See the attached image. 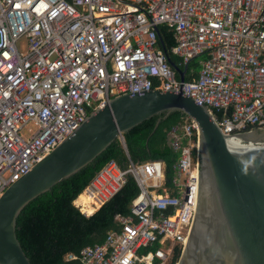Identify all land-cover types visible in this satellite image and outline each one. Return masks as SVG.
Masks as SVG:
<instances>
[{"label":"built area","instance_id":"1","mask_svg":"<svg viewBox=\"0 0 264 264\" xmlns=\"http://www.w3.org/2000/svg\"><path fill=\"white\" fill-rule=\"evenodd\" d=\"M158 25L172 30L168 49ZM168 52L181 69L199 56L197 76L188 65L181 81ZM153 88H181L224 134L264 127V0H0V195L109 98ZM30 121L36 129L23 137ZM167 141L177 153L169 181L160 159L124 168L110 159L95 172L78 194L94 210L73 201L84 215L129 175L139 192L118 228L66 261L176 264L197 201L196 122L184 116Z\"/></svg>","mask_w":264,"mask_h":264},{"label":"water","instance_id":"2","mask_svg":"<svg viewBox=\"0 0 264 264\" xmlns=\"http://www.w3.org/2000/svg\"><path fill=\"white\" fill-rule=\"evenodd\" d=\"M158 32V28H156ZM160 39V36L158 34ZM184 81L189 63L179 68ZM179 111L198 127L197 201L176 264H264V127L224 134L205 105L178 90L117 94L0 195V264H32L16 235L21 210L92 162L114 140L152 116Z\"/></svg>","mask_w":264,"mask_h":264},{"label":"trees","instance_id":"3","mask_svg":"<svg viewBox=\"0 0 264 264\" xmlns=\"http://www.w3.org/2000/svg\"><path fill=\"white\" fill-rule=\"evenodd\" d=\"M157 28L160 42L168 49L175 42L172 30L166 25H158ZM167 56L177 63L176 56L169 52ZM199 58L189 62L193 77L197 76ZM183 117L179 111L170 112L160 119L155 129L158 116L143 120L123 134L125 144L114 140L92 162L32 199L16 221V235L29 261L32 264H80L78 260L66 261L65 254L78 253L86 245L102 242L108 230L119 227L115 216L128 214L131 201L139 192L132 176L129 175L122 188L90 215H84L73 204L95 172L110 159H114L121 168L129 160L160 159L164 162L165 176L169 181L177 153L168 144L167 132ZM179 256L180 251L177 250L173 262Z\"/></svg>","mask_w":264,"mask_h":264},{"label":"rangeland","instance_id":"4","mask_svg":"<svg viewBox=\"0 0 264 264\" xmlns=\"http://www.w3.org/2000/svg\"><path fill=\"white\" fill-rule=\"evenodd\" d=\"M17 47L20 51H25L27 48V39L25 37L20 38L17 41ZM35 129H36V124L30 121L21 128L20 134L23 137H28L34 132Z\"/></svg>","mask_w":264,"mask_h":264},{"label":"bare ground","instance_id":"5","mask_svg":"<svg viewBox=\"0 0 264 264\" xmlns=\"http://www.w3.org/2000/svg\"><path fill=\"white\" fill-rule=\"evenodd\" d=\"M79 202L85 203V204L87 203V206L85 207V210L87 212L90 213V212H92L94 210L92 207H90V205H88L89 199L85 197L84 193H82V194H80V196H78V198L76 200V203H79Z\"/></svg>","mask_w":264,"mask_h":264},{"label":"clouds","instance_id":"6","mask_svg":"<svg viewBox=\"0 0 264 264\" xmlns=\"http://www.w3.org/2000/svg\"><path fill=\"white\" fill-rule=\"evenodd\" d=\"M78 196V195H77ZM77 198V197H76Z\"/></svg>","mask_w":264,"mask_h":264},{"label":"crops","instance_id":"7","mask_svg":"<svg viewBox=\"0 0 264 264\" xmlns=\"http://www.w3.org/2000/svg\"><path fill=\"white\" fill-rule=\"evenodd\" d=\"M78 198V197H77Z\"/></svg>","mask_w":264,"mask_h":264}]
</instances>
